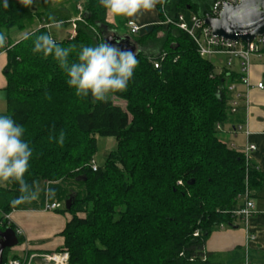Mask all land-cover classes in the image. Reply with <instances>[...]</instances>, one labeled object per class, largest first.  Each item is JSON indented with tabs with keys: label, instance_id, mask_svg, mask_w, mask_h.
Instances as JSON below:
<instances>
[{
	"label": "trees",
	"instance_id": "trees-1",
	"mask_svg": "<svg viewBox=\"0 0 264 264\" xmlns=\"http://www.w3.org/2000/svg\"><path fill=\"white\" fill-rule=\"evenodd\" d=\"M7 4L0 0L7 116L24 128L22 139L32 149L24 180L38 195L13 205L22 194L17 182L8 181L0 186V210L43 209L46 202L71 197V207L61 210L71 215L61 232L64 244L56 249L67 251L71 264H211L205 250L209 235L233 226L246 188L253 197L264 185V173L217 129L239 119L236 133L244 123L240 103L231 112L229 89L240 83V72L225 67L217 72L185 31L154 25L147 34H131L139 46L138 65L127 89L111 92L127 105L94 101L90 94L76 95L54 55L33 49L37 36L49 34L59 46H71L69 65L78 62L82 47H94L116 30L100 0ZM78 4L83 20L76 23V35L56 38L50 27L69 25ZM165 12L174 18L204 11L192 0H167ZM25 32L31 35L22 39ZM96 135L114 137L117 149L93 170ZM48 189L55 191L51 199Z\"/></svg>",
	"mask_w": 264,
	"mask_h": 264
},
{
	"label": "crops",
	"instance_id": "crops-1",
	"mask_svg": "<svg viewBox=\"0 0 264 264\" xmlns=\"http://www.w3.org/2000/svg\"><path fill=\"white\" fill-rule=\"evenodd\" d=\"M214 1L192 0V3L194 6H198L200 12H206ZM161 12L164 14L161 4H157L153 11L140 16L136 24L141 28L148 25L152 27L162 25L166 28L168 24L164 23L165 15L162 17ZM129 19L125 17L123 20L126 27ZM108 21L114 26L112 16L108 15ZM128 31V34L131 35L130 30ZM14 35L17 40L21 37V33L18 32ZM162 35V31L158 33V36ZM138 50L139 46L137 45ZM6 63L7 55L1 53L0 98L3 101H6L7 80L4 75ZM249 78V86L237 83L234 89V97L236 96L240 103L241 118L244 120L246 132L234 133L233 128L239 122V119H235V123L233 120L232 123L222 125L220 134L226 142L235 144L239 148H244L249 144L255 145L257 149L249 153L250 160L264 173V88L257 87L259 82L264 84V55L261 57L252 56ZM252 199L255 204V213L249 220L248 228H245L241 220L237 218L234 220L233 226H221L207 238L205 250L211 254L209 256L211 264H264V185L253 191ZM9 216L13 225L23 231L22 249L28 247V250L45 252L55 251L63 246L64 237L61 232L71 218L69 213L58 214L57 211L44 209L13 210ZM249 233L256 236L255 241H248ZM21 254L22 251L19 254L14 253V255Z\"/></svg>",
	"mask_w": 264,
	"mask_h": 264
},
{
	"label": "clouds",
	"instance_id": "clouds-1",
	"mask_svg": "<svg viewBox=\"0 0 264 264\" xmlns=\"http://www.w3.org/2000/svg\"><path fill=\"white\" fill-rule=\"evenodd\" d=\"M25 7H30L33 0H18ZM109 16L128 17L129 24L135 25L137 19L155 9L164 0H100ZM5 0V7H7ZM59 27V25H57ZM31 33L25 32L22 39H27ZM6 43V37L0 34V48ZM34 52H43L45 57L54 55L68 76V85L75 88L77 96L87 97L94 101H104L110 92L124 91L138 65L135 53L124 51L115 45L102 42L94 47H82L78 54V62L68 63L69 48L59 46L49 34L36 37ZM24 128L18 125L10 116H0V182L15 181L19 184L21 196L12 201L13 205L30 202L37 198L38 193L30 188L24 180L28 170L32 149L22 139ZM64 142L61 132L59 141ZM45 195L51 199L55 191L48 189Z\"/></svg>",
	"mask_w": 264,
	"mask_h": 264
},
{
	"label": "built area",
	"instance_id": "built-area-1",
	"mask_svg": "<svg viewBox=\"0 0 264 264\" xmlns=\"http://www.w3.org/2000/svg\"><path fill=\"white\" fill-rule=\"evenodd\" d=\"M167 1V0H166ZM166 1L161 4V9L165 14V24H173L179 29L185 31L197 44L198 51L200 55L204 58H216L217 56L226 57V61L220 64L219 68L222 69H232L235 60L239 66V72L241 74L240 83L246 86L250 85L249 71L252 64V56L258 55L262 56V49L264 48V35L256 37L252 42L246 44L242 41H230L222 37H217L213 35L210 27L205 23L206 18L217 17L224 4H237L239 0H215L211 8L204 12L202 15L191 14L186 16L183 13L178 14L176 17L172 18L166 15L165 7ZM77 9L79 10L78 15L73 18L71 22L72 29L68 36L73 37L76 35V23L82 21L83 5L78 4ZM127 27L130 29V33L136 34L139 32L141 27L137 24L130 25L127 22ZM158 63H155V67H158ZM257 87L260 89L264 88V84L259 82ZM231 91H234L235 84L229 86ZM247 104V103H246ZM239 106V101L235 96L231 101V112L235 113ZM217 129L221 130V125L217 126ZM236 132H246L245 124H238L235 128ZM230 147L237 148L235 144H230ZM256 146L249 144L242 148V152L245 155L246 160H250L249 153L256 150ZM90 166L93 170L98 169V164L95 159H92ZM243 201V206L235 211V215L241 220L243 226L248 228V223L250 218L255 213V204L251 197V192L246 188L244 194L241 196ZM61 207L59 202H46L44 210L55 211ZM13 225L9 214H5L0 210V225L10 227ZM15 233L17 237H22L23 231L20 228L15 227ZM195 236L199 235V231H195ZM248 241H255L256 236L253 234H248ZM20 244V239H19ZM23 244V243H22ZM25 247L22 250L21 255L8 256L3 260L2 264H71L70 255L67 251L55 250L50 252L45 251H32Z\"/></svg>",
	"mask_w": 264,
	"mask_h": 264
},
{
	"label": "water",
	"instance_id": "water-1",
	"mask_svg": "<svg viewBox=\"0 0 264 264\" xmlns=\"http://www.w3.org/2000/svg\"><path fill=\"white\" fill-rule=\"evenodd\" d=\"M205 23L217 37L248 44L256 37L264 35V0H239L237 4H224L219 15L206 18ZM103 42L124 51L135 54L138 52L137 43L132 36L119 35L116 30L103 35ZM71 203L70 197L65 202L67 209L71 207ZM18 244L19 238L13 228L0 229V264L4 259V251Z\"/></svg>",
	"mask_w": 264,
	"mask_h": 264
},
{
	"label": "rangeland",
	"instance_id": "rangeland-1",
	"mask_svg": "<svg viewBox=\"0 0 264 264\" xmlns=\"http://www.w3.org/2000/svg\"><path fill=\"white\" fill-rule=\"evenodd\" d=\"M69 8L72 9V6H70ZM124 16H115L113 17V23H114V27L116 28V31L118 32L119 35H126L128 34V30H130L129 28H127L124 24ZM71 24V23H70ZM67 25V26H62V24H57L59 25V27H57V25H53L52 27H50V31L51 33L58 39H62L66 36H68L69 32L72 29L71 25ZM152 26L148 25V26H144L141 28L140 32H138V34L136 35H142L143 33H146L148 31H150V28ZM211 60L215 63L216 65V69L217 72L220 70L219 66L220 64H222L223 62L226 61V57L224 56H217L216 58H211ZM237 60H235L233 66L231 67L233 71L238 72V64H237ZM232 93L234 94V91H232ZM1 94V93H0ZM107 98L111 99L114 103L119 104L123 107H125L127 105V100L118 97L117 95H115L114 93H109ZM0 116H7V104L6 101L1 100L0 98ZM219 135L221 136L220 132ZM222 137V136H221ZM96 153L94 155V159L97 162V164L99 166H103L109 155L114 152L117 149V141L114 137H105V136H99L96 135ZM6 182H0V186L1 185H5ZM42 182H40L38 184L39 189L42 188ZM65 203L62 202L61 203V207L58 208L57 210H55L54 212H58V214H65L63 212H61V210H63ZM65 217V216H64ZM23 242L21 241L20 244L14 246L10 251L8 256H13L14 253H20L23 249Z\"/></svg>",
	"mask_w": 264,
	"mask_h": 264
}]
</instances>
